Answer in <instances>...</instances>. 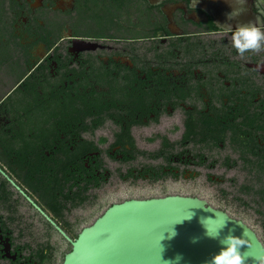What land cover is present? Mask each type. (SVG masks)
<instances>
[{
	"label": "flooded vegetation",
	"instance_id": "obj_1",
	"mask_svg": "<svg viewBox=\"0 0 264 264\" xmlns=\"http://www.w3.org/2000/svg\"><path fill=\"white\" fill-rule=\"evenodd\" d=\"M231 10L0 0V264L55 262L112 206L170 196L264 246V48L239 55L220 26L255 22L254 0Z\"/></svg>",
	"mask_w": 264,
	"mask_h": 264
},
{
	"label": "water",
	"instance_id": "obj_2",
	"mask_svg": "<svg viewBox=\"0 0 264 264\" xmlns=\"http://www.w3.org/2000/svg\"><path fill=\"white\" fill-rule=\"evenodd\" d=\"M187 216L191 218L184 219ZM178 220L182 221L175 223ZM170 228L176 235L168 239ZM217 232L218 239L207 235ZM229 233L243 236L240 251L245 264H264V246L257 235L199 199L170 196L130 200L112 206L84 228L71 241L62 264H158L162 234L160 264L174 261L178 255L182 257L179 264H206L220 250L219 240Z\"/></svg>",
	"mask_w": 264,
	"mask_h": 264
},
{
	"label": "clouds",
	"instance_id": "obj_3",
	"mask_svg": "<svg viewBox=\"0 0 264 264\" xmlns=\"http://www.w3.org/2000/svg\"><path fill=\"white\" fill-rule=\"evenodd\" d=\"M200 2V0H192L193 9ZM230 3L231 11L226 14L227 20L233 21L238 17L242 16L247 11L248 0H228ZM254 6L257 9V16L255 22L249 21L247 23H237L233 26L230 23H225L220 26H228L232 32V46L236 49L239 55H243L247 51H259L264 48V0H254ZM190 216L184 219H190ZM178 220L175 223L181 222ZM168 239L173 238L176 235L174 229L170 228L168 230ZM207 235L212 239H218L219 233L215 235L207 233ZM165 239L162 234L159 243V260L160 264L162 260L163 246L161 241ZM196 239L193 240V243ZM220 250L213 255L210 260L206 261V264H245V259L241 254L240 249L244 246L243 236H235L229 233L223 239L219 240ZM182 259L181 256H177L175 260L163 261V264H179Z\"/></svg>",
	"mask_w": 264,
	"mask_h": 264
},
{
	"label": "trees",
	"instance_id": "obj_4",
	"mask_svg": "<svg viewBox=\"0 0 264 264\" xmlns=\"http://www.w3.org/2000/svg\"><path fill=\"white\" fill-rule=\"evenodd\" d=\"M40 255L41 264H55L53 259L54 249L55 248H38ZM71 250V249H70ZM70 250L68 252H70Z\"/></svg>",
	"mask_w": 264,
	"mask_h": 264
},
{
	"label": "rangeland",
	"instance_id": "obj_5",
	"mask_svg": "<svg viewBox=\"0 0 264 264\" xmlns=\"http://www.w3.org/2000/svg\"><path fill=\"white\" fill-rule=\"evenodd\" d=\"M119 195V194H116ZM57 258L55 264H62L65 254L70 250V247L62 246L57 248Z\"/></svg>",
	"mask_w": 264,
	"mask_h": 264
}]
</instances>
